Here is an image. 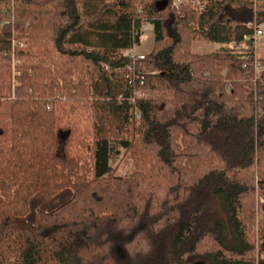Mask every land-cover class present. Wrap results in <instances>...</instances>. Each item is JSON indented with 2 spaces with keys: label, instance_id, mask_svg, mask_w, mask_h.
I'll list each match as a JSON object with an SVG mask.
<instances>
[{
  "label": "trees",
  "instance_id": "obj_1",
  "mask_svg": "<svg viewBox=\"0 0 264 264\" xmlns=\"http://www.w3.org/2000/svg\"><path fill=\"white\" fill-rule=\"evenodd\" d=\"M255 19L264 2L0 0V264H264Z\"/></svg>",
  "mask_w": 264,
  "mask_h": 264
},
{
  "label": "built area",
  "instance_id": "obj_2",
  "mask_svg": "<svg viewBox=\"0 0 264 264\" xmlns=\"http://www.w3.org/2000/svg\"><path fill=\"white\" fill-rule=\"evenodd\" d=\"M222 0H172L173 8L179 10L181 7L189 6L198 14H203L209 8L211 2L219 3ZM254 5H257L264 0H251ZM251 31L249 35H245V48L250 51V57L244 62V69H252L254 72L255 80H259L264 72V22L255 19L248 27ZM143 39V38H142ZM128 58L131 60V64L125 69L129 76L134 75L135 66L138 61L145 59V55H139L136 49L130 50L126 53ZM132 83V81H131ZM137 98L144 99L147 94L144 92H137Z\"/></svg>",
  "mask_w": 264,
  "mask_h": 264
},
{
  "label": "rangeland",
  "instance_id": "obj_3",
  "mask_svg": "<svg viewBox=\"0 0 264 264\" xmlns=\"http://www.w3.org/2000/svg\"><path fill=\"white\" fill-rule=\"evenodd\" d=\"M156 32L153 25H148L144 29L142 44L136 48V52L139 55L147 56L153 49L156 40ZM219 47L206 43L204 41H198L193 45V51L197 54L212 53ZM264 56V52H263ZM264 58V57H263ZM9 109L10 104L5 103L4 107L0 109V127L9 122ZM133 171V160L131 159L130 153L125 149L116 146L112 153L111 158V172L116 177L128 176Z\"/></svg>",
  "mask_w": 264,
  "mask_h": 264
},
{
  "label": "water",
  "instance_id": "obj_4",
  "mask_svg": "<svg viewBox=\"0 0 264 264\" xmlns=\"http://www.w3.org/2000/svg\"><path fill=\"white\" fill-rule=\"evenodd\" d=\"M198 264H202V263H198Z\"/></svg>",
  "mask_w": 264,
  "mask_h": 264
}]
</instances>
